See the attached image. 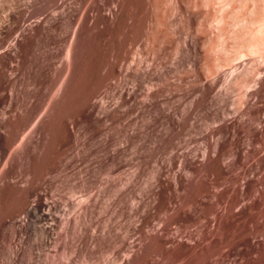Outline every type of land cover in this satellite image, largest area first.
Returning <instances> with one entry per match:
<instances>
[{
	"label": "rangeland",
	"instance_id": "obj_1",
	"mask_svg": "<svg viewBox=\"0 0 264 264\" xmlns=\"http://www.w3.org/2000/svg\"><path fill=\"white\" fill-rule=\"evenodd\" d=\"M53 261L264 264V0H0V264Z\"/></svg>",
	"mask_w": 264,
	"mask_h": 264
},
{
	"label": "bare ground",
	"instance_id": "obj_2",
	"mask_svg": "<svg viewBox=\"0 0 264 264\" xmlns=\"http://www.w3.org/2000/svg\"><path fill=\"white\" fill-rule=\"evenodd\" d=\"M102 102V101H101ZM103 103V102H102ZM101 103V104H102ZM102 106H105L104 104L102 105ZM3 183V182H2ZM38 192H39V190H38ZM37 196H38V194H37ZM36 196V197H37ZM37 199V201L35 202V203H33L32 205L30 204L28 207H27V209H26V218H37L38 220H44V221H49V220H52V221H55V219H54V216H53V213H52V206H53V204H49V202L48 203H46V202H41L39 199H38V197L36 198ZM52 205V206H51ZM56 218V217H55ZM78 219V218H77ZM76 219V220H77ZM26 220V219H25ZM77 222V221H76ZM75 222V224H78V223H76ZM53 223V222H52ZM64 223H65V221H64ZM49 224V223H48ZM47 224V225H48ZM56 224V223H55ZM54 224V225H55ZM47 225H45V226H47ZM52 225L53 224H50L49 226H47V227H45L44 228V234L45 233H50L51 231H53L52 230ZM65 225H68L67 223L65 224ZM79 225V224H78ZM77 226V225H76ZM75 226V227H76ZM79 228V227H78ZM77 228V229H78ZM76 229V230H77ZM81 230V229H80ZM78 231H79V229H78ZM81 232V231H80ZM62 233V232H61ZM47 235V234H46ZM75 235V234H74ZM78 235V234H77ZM81 235V234H80ZM83 235H85V234H83ZM85 238V237H84ZM75 239V238H74ZM81 239V238H80ZM56 240V239H55ZM58 240H59V238H58ZM68 240V239H67ZM65 241V240H64ZM57 243H60V242H56V246H58L57 245ZM65 243V242H64ZM68 243V242H67ZM75 243V242H74ZM62 245V243L59 245V247ZM73 245V244H72ZM55 246V247H56ZM63 246V245H62ZM77 247V246H76ZM57 248V247H56ZM59 249V248H58ZM56 251H57V249H56ZM47 254V253H46ZM52 254V253H51ZM61 255H63V254H61ZM67 255V254H66ZM66 255H64V256H66ZM49 257V256H48ZM51 257V256H50ZM68 257H69V255H68ZM67 258V257H66ZM50 259V258H49ZM53 259L55 260V257H53ZM48 260V259H47ZM64 260H66V259H64ZM68 260V259H67ZM69 260H70V258H69ZM49 261V260H48ZM48 261H45V263L46 262H48ZM63 261V260H62ZM29 262H31V261H29ZM54 262V261H53ZM53 262H51V263H53ZM56 262V261H55ZM53 263V264H56V263H58V262H56V263ZM64 262H66L67 264L69 263V262H67V261H64ZM28 263V262H27ZM27 263H25V264H27ZM44 262L43 263H40L39 262V264H45ZM50 263V264H51ZM23 264V263H22ZM35 264V263H34ZM59 264V263H58ZM70 264V263H69Z\"/></svg>",
	"mask_w": 264,
	"mask_h": 264
}]
</instances>
